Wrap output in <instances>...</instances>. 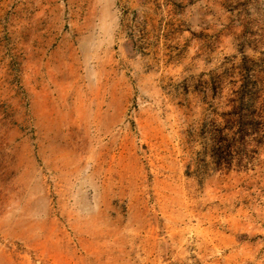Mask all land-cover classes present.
<instances>
[{
	"label": "rangeland",
	"instance_id": "1",
	"mask_svg": "<svg viewBox=\"0 0 264 264\" xmlns=\"http://www.w3.org/2000/svg\"><path fill=\"white\" fill-rule=\"evenodd\" d=\"M231 90L264 114V0H0V264H264V143L187 169Z\"/></svg>",
	"mask_w": 264,
	"mask_h": 264
},
{
	"label": "trees",
	"instance_id": "2",
	"mask_svg": "<svg viewBox=\"0 0 264 264\" xmlns=\"http://www.w3.org/2000/svg\"><path fill=\"white\" fill-rule=\"evenodd\" d=\"M219 84L218 80L209 90L222 91ZM231 92L233 96L222 111L210 104L208 116L188 132L191 142L200 143V151L187 166L192 173H204L210 166L220 171L247 169L264 143V114L255 112L251 105L244 107L238 91Z\"/></svg>",
	"mask_w": 264,
	"mask_h": 264
}]
</instances>
